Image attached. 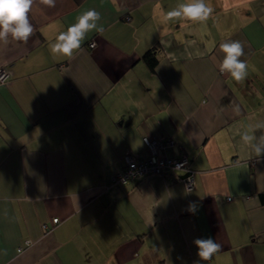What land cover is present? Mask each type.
I'll return each instance as SVG.
<instances>
[{
	"label": "crops",
	"instance_id": "0c3cea01",
	"mask_svg": "<svg viewBox=\"0 0 264 264\" xmlns=\"http://www.w3.org/2000/svg\"><path fill=\"white\" fill-rule=\"evenodd\" d=\"M181 2L34 0L28 42H0L12 74L0 84V264H264V155L240 135L264 134V0H207L206 21L167 20ZM89 9L103 32L52 55ZM230 40L244 45L242 82L219 71ZM144 136L175 139L193 190L173 172L113 181L125 154L147 157ZM208 237L221 248L203 261L193 241Z\"/></svg>",
	"mask_w": 264,
	"mask_h": 264
},
{
	"label": "clouds",
	"instance_id": "9594fccd",
	"mask_svg": "<svg viewBox=\"0 0 264 264\" xmlns=\"http://www.w3.org/2000/svg\"><path fill=\"white\" fill-rule=\"evenodd\" d=\"M34 0H0V42L7 44L9 38L17 42L27 43L34 34V27L29 19ZM41 3L54 7L56 0H41ZM213 12L207 0H185L166 13L167 20H186L204 22ZM101 15L95 9H89L76 18V22L61 31L50 44L52 55L72 58L74 53L82 48L88 33H102L103 27L99 24ZM89 47L96 48V41ZM224 53L219 71L227 73L236 82H242L248 75V65L241 57L245 55L244 45L239 40H230L220 44ZM255 129H264V123L255 125ZM243 143L254 151L257 158L264 155V134L257 137L248 131L240 133ZM190 211L195 212V205H190ZM197 246V255L200 260L208 261L220 251L221 245L212 237L197 238L193 241ZM29 246L32 244L28 241Z\"/></svg>",
	"mask_w": 264,
	"mask_h": 264
},
{
	"label": "built area",
	"instance_id": "2783aa9c",
	"mask_svg": "<svg viewBox=\"0 0 264 264\" xmlns=\"http://www.w3.org/2000/svg\"><path fill=\"white\" fill-rule=\"evenodd\" d=\"M11 76L10 70L0 67V84L8 82ZM143 142L148 153L147 157L138 158L130 153L125 154L123 158L125 165L113 177V181L126 183L150 174L163 175L167 172H173L177 173L176 179L180 180L188 191L195 188V170L192 167L190 157L185 153L179 155L169 153V150L176 145L174 138L171 136L157 138L144 136ZM53 222L58 223L59 218L55 217ZM45 226L48 227L47 224Z\"/></svg>",
	"mask_w": 264,
	"mask_h": 264
},
{
	"label": "trees",
	"instance_id": "16d2710c",
	"mask_svg": "<svg viewBox=\"0 0 264 264\" xmlns=\"http://www.w3.org/2000/svg\"><path fill=\"white\" fill-rule=\"evenodd\" d=\"M144 59L150 64L152 68L156 66L158 61L153 49L146 52V54L144 55Z\"/></svg>",
	"mask_w": 264,
	"mask_h": 264
}]
</instances>
